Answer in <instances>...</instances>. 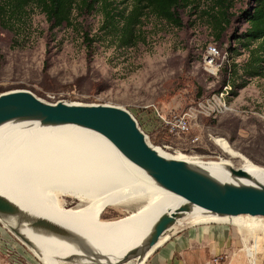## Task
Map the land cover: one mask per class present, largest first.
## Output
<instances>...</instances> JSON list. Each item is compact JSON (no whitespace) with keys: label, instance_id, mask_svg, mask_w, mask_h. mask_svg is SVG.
Segmentation results:
<instances>
[{"label":"rangeland","instance_id":"rangeland-1","mask_svg":"<svg viewBox=\"0 0 264 264\" xmlns=\"http://www.w3.org/2000/svg\"><path fill=\"white\" fill-rule=\"evenodd\" d=\"M111 4L117 10H130L132 2L111 0ZM252 5L253 0L236 1L232 10L236 19L220 40L206 17L212 6L210 0H195L190 9L182 11L181 29L148 15L140 31L141 43L135 48L122 47L102 30L103 9L90 14L76 12L74 27L57 32L34 9V19L19 36L0 28V92L25 90L51 104L121 107L137 119L150 143L167 157L185 156L199 164L228 163L243 169L242 163L216 143L222 139L236 153L264 169V74L256 78L245 75L250 52L237 40L247 29L238 17ZM210 47L219 51L216 76L205 63ZM257 47L255 44L253 49ZM259 51L258 55L264 57V50ZM234 65L239 69L238 76L248 80V86L237 91L231 84L232 92L238 95L228 98L230 110L217 117L197 115L189 132L180 137L164 133L156 109L169 118L189 112L222 90L226 79L233 80ZM1 173L5 174L6 169L0 164ZM61 200L66 210L89 204L70 197ZM149 202L150 198H145L109 206L101 214L100 223L130 218ZM233 225L242 229L243 236L237 246L217 257L219 264H264V221L254 228ZM30 239L36 242L35 250L47 264L48 253L43 246L54 245L39 244L32 236ZM69 253L57 259L64 264H87L65 257ZM15 258L0 251V264H19L21 261L16 258L15 263Z\"/></svg>","mask_w":264,"mask_h":264},{"label":"bare ground","instance_id":"bare-ground-1","mask_svg":"<svg viewBox=\"0 0 264 264\" xmlns=\"http://www.w3.org/2000/svg\"><path fill=\"white\" fill-rule=\"evenodd\" d=\"M216 143L228 156L243 164L242 170L253 175L252 183L238 180L239 184L264 185V169L236 153L227 141L220 139ZM174 159L202 167L223 182L237 183L228 163L204 165L185 156ZM0 164L6 169L5 174H0V194L35 215L74 230L100 248L96 257H89L75 246L26 231L25 236L33 246L36 242L31 236L39 244L54 245L43 246L48 253L47 264H64L57 257L66 251L70 252V256H65L68 259L87 264H124L127 254L146 241L164 211L182 204L178 198L150 185L104 138L74 127L53 128L29 123L1 130ZM62 197L89 204L66 210L62 208ZM145 198H150L151 202L130 218L113 224L100 223L107 207ZM262 221L264 219L251 217L221 220L198 210L179 221L175 231L189 224L207 222L254 228Z\"/></svg>","mask_w":264,"mask_h":264},{"label":"water","instance_id":"water-1","mask_svg":"<svg viewBox=\"0 0 264 264\" xmlns=\"http://www.w3.org/2000/svg\"><path fill=\"white\" fill-rule=\"evenodd\" d=\"M29 123L53 128L74 127L99 135L144 175L150 185L182 201L181 205L164 211L146 241L127 254L124 264H146L157 249L178 231H175V227L179 221L198 210L221 220L239 217L264 219V185L238 182L252 183L253 175L240 168L227 166L237 182L227 183L207 173L202 167L164 156L159 148L150 143L137 119L126 109L67 102L51 104L25 90L1 94L0 131ZM0 224L40 259L41 255L25 236L26 231L75 246L89 257H96L100 250L97 244L74 230L33 214L2 194Z\"/></svg>","mask_w":264,"mask_h":264},{"label":"trees","instance_id":"trees-1","mask_svg":"<svg viewBox=\"0 0 264 264\" xmlns=\"http://www.w3.org/2000/svg\"><path fill=\"white\" fill-rule=\"evenodd\" d=\"M236 1L210 0L212 6L206 12V17L219 40L236 19L232 14ZM131 2L130 10L129 8L117 10L111 4V0H0V28L19 36L34 19L35 9L44 15L51 30L57 32L63 28L74 27L76 12L90 14L100 8L103 9L105 18L102 30L122 47L135 48L141 43L140 31L148 15L181 29L184 25L181 12L190 9L195 0H131ZM238 19L247 25L246 31L237 37L241 47L250 52V63L244 73L248 78L260 77L264 74V57L258 55L260 48L264 50V0H253L252 7L242 11ZM15 43L18 45V41ZM255 44L258 46L256 50L253 49ZM231 73L233 80L226 79L224 85L232 84L237 91L248 86V80L238 76L237 65L233 66ZM232 95L237 96L238 93L232 92ZM163 130L164 133H168L166 129Z\"/></svg>","mask_w":264,"mask_h":264},{"label":"crops","instance_id":"crops-1","mask_svg":"<svg viewBox=\"0 0 264 264\" xmlns=\"http://www.w3.org/2000/svg\"><path fill=\"white\" fill-rule=\"evenodd\" d=\"M0 234L22 263L44 264V259H40L3 225H0ZM242 236V229L228 222L191 224L172 234L146 264H215L217 257L237 246Z\"/></svg>","mask_w":264,"mask_h":264},{"label":"built area","instance_id":"built-area-1","mask_svg":"<svg viewBox=\"0 0 264 264\" xmlns=\"http://www.w3.org/2000/svg\"><path fill=\"white\" fill-rule=\"evenodd\" d=\"M219 56V51L216 47H210L208 55L206 56V66L210 69L211 73L215 76L218 74V68L216 65V59ZM231 84L225 85L222 90L213 94L207 101L198 104L197 107L191 109L189 112L182 115H173L171 118L163 116L158 109L156 114L162 128L166 129L172 136H181L189 132L193 119L197 115L202 114L208 117H217L230 110L228 98L232 96ZM0 251L6 256H14L15 251L13 248L6 244L0 234ZM15 263L16 258L14 260ZM220 258L215 260V263L219 264Z\"/></svg>","mask_w":264,"mask_h":264}]
</instances>
